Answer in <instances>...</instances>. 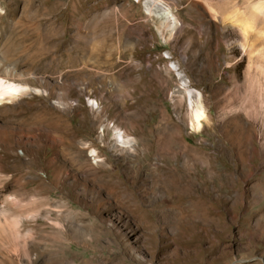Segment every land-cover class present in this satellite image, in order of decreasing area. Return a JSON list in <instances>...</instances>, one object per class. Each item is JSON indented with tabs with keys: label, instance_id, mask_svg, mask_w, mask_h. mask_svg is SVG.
I'll use <instances>...</instances> for the list:
<instances>
[{
	"label": "rangeland",
	"instance_id": "obj_1",
	"mask_svg": "<svg viewBox=\"0 0 264 264\" xmlns=\"http://www.w3.org/2000/svg\"><path fill=\"white\" fill-rule=\"evenodd\" d=\"M261 6L0 0V264H264Z\"/></svg>",
	"mask_w": 264,
	"mask_h": 264
},
{
	"label": "bare ground",
	"instance_id": "obj_2",
	"mask_svg": "<svg viewBox=\"0 0 264 264\" xmlns=\"http://www.w3.org/2000/svg\"><path fill=\"white\" fill-rule=\"evenodd\" d=\"M264 10V6H261V10ZM169 19V18H168ZM173 20V19H172ZM21 88L20 85L14 84L12 82L3 81L0 79V105L3 103V98L5 95H13L18 89ZM193 100L190 98V105L192 107V122L191 125L196 127L198 130L203 128V121L206 120L205 111L202 107H195Z\"/></svg>",
	"mask_w": 264,
	"mask_h": 264
}]
</instances>
